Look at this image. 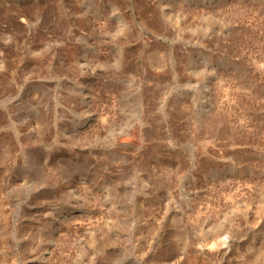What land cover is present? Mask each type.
<instances>
[{"label":"rangeland","instance_id":"obj_1","mask_svg":"<svg viewBox=\"0 0 264 264\" xmlns=\"http://www.w3.org/2000/svg\"><path fill=\"white\" fill-rule=\"evenodd\" d=\"M0 264H264V0H0Z\"/></svg>","mask_w":264,"mask_h":264}]
</instances>
